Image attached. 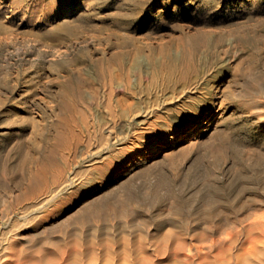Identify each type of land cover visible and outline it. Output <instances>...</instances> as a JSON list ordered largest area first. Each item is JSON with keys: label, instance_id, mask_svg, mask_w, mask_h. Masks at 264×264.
Returning a JSON list of instances; mask_svg holds the SVG:
<instances>
[{"label": "rangeland", "instance_id": "rangeland-1", "mask_svg": "<svg viewBox=\"0 0 264 264\" xmlns=\"http://www.w3.org/2000/svg\"><path fill=\"white\" fill-rule=\"evenodd\" d=\"M42 166L77 198L264 194V0H0V195Z\"/></svg>", "mask_w": 264, "mask_h": 264}, {"label": "bare ground", "instance_id": "bare-ground-1", "mask_svg": "<svg viewBox=\"0 0 264 264\" xmlns=\"http://www.w3.org/2000/svg\"><path fill=\"white\" fill-rule=\"evenodd\" d=\"M129 77V71L115 77L118 88L128 89ZM126 100L122 91L119 101ZM93 162L92 170L108 179L111 165ZM46 170L28 177L27 193L0 195V264H264V194L243 203L234 201L237 195L227 202L213 189L207 199L182 198L157 181L144 194L77 198L61 192L75 177L58 168L48 183Z\"/></svg>", "mask_w": 264, "mask_h": 264}]
</instances>
